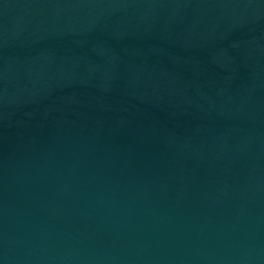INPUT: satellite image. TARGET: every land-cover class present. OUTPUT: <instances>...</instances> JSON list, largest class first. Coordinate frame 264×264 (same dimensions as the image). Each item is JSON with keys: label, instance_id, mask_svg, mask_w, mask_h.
I'll return each mask as SVG.
<instances>
[{"label": "water", "instance_id": "obj_1", "mask_svg": "<svg viewBox=\"0 0 264 264\" xmlns=\"http://www.w3.org/2000/svg\"><path fill=\"white\" fill-rule=\"evenodd\" d=\"M0 264H264V0H0Z\"/></svg>", "mask_w": 264, "mask_h": 264}]
</instances>
